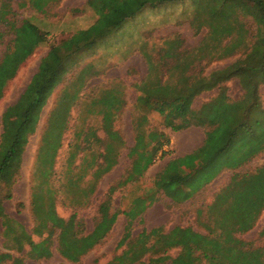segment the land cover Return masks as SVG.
Returning a JSON list of instances; mask_svg holds the SVG:
<instances>
[{"label":"trees","instance_id":"obj_1","mask_svg":"<svg viewBox=\"0 0 264 264\" xmlns=\"http://www.w3.org/2000/svg\"><path fill=\"white\" fill-rule=\"evenodd\" d=\"M12 0H0V46L5 44L0 57V101L5 97L8 85L17 75L16 60L28 50V45L43 44L46 42V33L32 20L19 18L16 10H13ZM32 7L43 11L51 3L60 0H28ZM175 0H88L87 6L94 10L97 20L87 29H82L71 38L64 39L61 44L53 45L50 54L41 59L37 72L32 76L29 84L16 102L6 107L2 114V131L0 132V215L4 220L5 234L9 235L10 217L5 214L3 201L13 197V187L21 179L22 165L26 146L31 135L37 132L44 107L56 88L64 82L68 73V60L74 53L91 47L96 42L110 37L124 23L135 17L147 6H157ZM26 3V0L22 1ZM196 2V1H195ZM196 2L198 9L194 11L196 30L200 26L209 27V38L221 41L224 35L235 38L241 34L245 39L243 44L236 42L226 43L222 49L225 54L234 53L238 48L246 52V57L237 60L226 68L219 69L209 75L191 72L195 70L198 62L202 61L200 47L184 49L180 44V38L167 39V49L164 50V66L169 73L182 70L184 73L176 80L171 81V75L167 80L158 77L153 81H144L139 90V108L146 112L155 111L164 120L166 127L174 131L184 130L192 125L201 126L206 131V140L202 147L183 158L172 159L154 178L152 193L161 191L170 197L175 203L195 199L196 193L205 184L222 171L235 170L229 181L218 191L207 206V221L203 226L208 233L201 235L190 228L176 227L167 234H162V241L168 248L179 239L186 236L187 243H183L180 252L172 257L160 255L151 257L148 264H264V246L255 247L240 237L256 225L264 211V164L252 172L236 171L254 159L264 151V109H261V118L252 121V110L260 107L258 103L259 82L254 81L257 74H261L264 81V0H209L205 4ZM241 4L246 6L254 14L258 24V32L252 35L246 25L235 29L230 22L233 15L232 7ZM199 25V26H197ZM250 33L257 37L254 49H245L246 36ZM83 36L77 42L76 38ZM9 37L6 41V38ZM225 37V38H226ZM253 37V38H255ZM29 43V44H28ZM214 43V42H213ZM211 44L214 49L218 45ZM163 51V50H162ZM220 56V55H219ZM15 57V61H14ZM170 58V61L166 59ZM149 75L153 76L156 68L155 62L148 59ZM191 72V73H189ZM84 72L80 71L78 80L82 88ZM238 76L245 89V96L240 100H231L222 92L211 101L204 103L200 109L193 107L194 99L203 91L221 87L222 83ZM149 78H151L149 76ZM78 93H66V102L57 106L49 117L48 126L42 137V145L39 151V160L45 162L48 167L43 172L47 178V188L38 185L32 191V210L36 220L34 233L43 236L41 243H36L30 233L22 230L19 249L23 250L22 241L31 246L30 255L33 257L50 256L49 253L40 252L39 248L48 249L49 243L57 230L60 232L62 245L65 243L73 218L66 220L60 216L56 209V191L51 184V176L54 170L56 156L62 145V136L67 124V116L77 99ZM115 93L103 98L108 104L107 109H101L95 114L102 115L106 133L112 139H117V130L108 129L115 111L120 109L113 104ZM254 98V99H253ZM256 99V100H255ZM99 102V101H97ZM96 103V102H95ZM87 140L89 138H86ZM99 140V139H98ZM100 141V140H99ZM170 138L164 131H160L156 137L146 132H140L136 138L133 152H140V160H145L146 167L153 163L154 155ZM152 146L151 149L149 147ZM91 147H83L86 151ZM89 153H85L84 158ZM93 162L90 168H94L91 186L85 189V203L94 192V185L103 175L112 170L118 163V157L110 145H107L102 158L92 155ZM69 172L74 168L75 153L69 157ZM136 171L138 165L134 164ZM86 175L83 173L77 179H70L71 184H76ZM135 173L131 172L121 185L136 181ZM45 190V191H44ZM116 187L109 190L108 199L100 206L101 221L96 230L83 237L74 235V242L69 250L62 247L64 255L76 259L88 246L96 244L106 235V231L115 219L110 213L111 199ZM3 192V194H1ZM145 196V197H144ZM138 198L127 216L130 220L142 215L155 199V194L146 191L145 195ZM195 196V197H194ZM145 198V204L138 207V201ZM149 202V203H148ZM198 213L202 215L204 210L200 208ZM21 227V225H20ZM160 234L159 229L151 231L152 234ZM191 232V233H190ZM264 234V229L262 231ZM150 233L145 230L138 236L125 235L120 244L128 241V248L115 256L108 264H134L142 261L148 254L145 239ZM198 239L205 241L202 246ZM167 244V245H166ZM10 249V247L8 246ZM7 260H11L10 262ZM0 264H27L21 257L11 253H0Z\"/></svg>","mask_w":264,"mask_h":264},{"label":"rangeland","instance_id":"obj_2","mask_svg":"<svg viewBox=\"0 0 264 264\" xmlns=\"http://www.w3.org/2000/svg\"><path fill=\"white\" fill-rule=\"evenodd\" d=\"M22 1L12 0L13 10H16L20 19L26 17L35 22L46 33L47 40L31 48L28 43V50L23 53L22 57L16 61L14 57L17 75L10 81L6 95L0 101V132L2 131L3 112L8 105L18 100L32 76L37 72L41 59L50 54L51 47L61 44L64 39L71 38L80 30L89 28L98 17L94 10L87 6L88 0H60L57 3H51L43 11L36 10L28 0L26 3ZM195 1H204L203 4H205L209 0H175L157 6H147L135 17L128 19L110 37L71 56L67 62L69 71L65 75L64 82L50 97L42 111L37 132L29 138L24 153L21 179L12 189L13 197L3 201L5 214L10 217V225H12L10 229L13 232L6 236V227L0 215V253L8 252L13 256L21 257L27 264H108L115 256L128 248V241L120 244L126 234L129 233L132 237H136L145 230L150 233L145 239L148 254L142 261L134 264H148L151 257L165 254L176 256L182 244L187 243L188 238L183 236L182 240L179 239L178 242L170 244L172 246L169 248L163 244L161 235L171 232L176 227L190 228L206 236L208 231L203 226V222L208 219L206 214L208 203L212 200L215 191L229 181L235 170H225L221 178L212 183L202 196L190 199L184 204H178L161 191L152 193L155 173L161 168L163 158L158 157L157 152L153 153L150 150L148 153L154 155V160L146 169L145 160H140L139 156L143 150L133 152L138 133L146 132L156 137L160 131L170 130V127L165 126L163 117L159 113L141 110L138 102L141 93L139 88L144 81L150 79L155 81L159 76L167 80L171 75L168 70L169 66H164L162 62L163 58H167L162 56L164 49H167V39L180 38V44L188 50L201 46L202 61L196 63L198 65L191 72L203 75L226 68L246 57L243 49L238 48L231 54H225L222 49L226 43L230 44L233 41L242 45L245 40L242 34L238 36L235 33L233 39L224 35L221 41H218L208 37L209 27L202 25L199 30H196L197 22L194 21V11L198 9V6ZM231 11L233 15L230 22L235 29L246 25L252 35L258 32L259 27L255 16L246 6L243 8L241 4H237L232 7ZM253 37L255 36L251 39L250 33H247L245 49L251 51L254 49L253 39L257 37ZM82 38L84 37L79 34L76 38L77 42ZM212 43L218 45L219 48L214 49ZM3 48L5 44L0 46V57ZM148 59L156 64L153 76L149 75ZM82 70L84 83L81 88L78 76ZM183 73L182 70L172 72L170 80L176 81ZM254 81L259 82L258 103L260 107L257 105L252 110V121L260 119L261 110L259 108L264 109V81L261 80L260 73L254 77ZM221 85V87L218 86L198 94L194 99L193 107L200 109L204 103L216 98L222 90L231 100L244 98L245 89L238 76ZM68 91L71 93L79 91V94L67 116L62 145L57 153L50 181L56 191L58 214L66 220L73 218V224L70 226L64 245L60 240L61 230H57L53 239L47 243L49 248L45 250L39 248L40 252L49 253L50 256L33 257L29 254L31 246L26 241H22L24 249L20 250L18 240L21 238L23 229L31 234L36 243L44 242L43 240L47 238V233L39 236L33 232L36 220L32 210V189L35 185L47 188V178L43 172L46 171L48 165L39 160L42 137L48 126L50 115L57 106L66 102ZM114 93L116 98L113 104L119 106L120 109L113 113L108 129L117 130L118 133L120 129H124L127 142L120 133L117 139L109 137L104 128L102 115L95 114L98 110L107 109L108 104L103 98L108 95L112 96ZM89 143L91 147L85 151L83 147ZM107 145H110L113 152L119 155L118 163L96 181L94 192L90 194L89 202L86 204L85 189L92 187V173L96 168H90L94 158L92 155L98 157L100 161ZM151 148L152 146L149 147ZM72 153H75V163L73 170L69 172L68 161ZM85 153H89L86 159L84 158ZM134 164L138 165L139 171L135 170ZM262 164H264V151L236 171L252 172ZM85 172L86 175L82 180H78L76 184L70 183V179H77ZM131 172L135 173L136 181L121 185L123 179ZM112 186H115L116 190L111 199L110 213L112 216L110 217L115 216V219L107 229L106 235L96 244L88 246L76 259L64 255L62 247L64 251L69 250L74 242V235L83 237L96 230V226L101 221L100 206L108 199ZM146 191L155 194L156 200L142 215L130 220L127 216L128 212L136 200L146 194ZM145 202V198H141L137 206L141 207ZM200 208L205 212L202 215L198 213ZM156 228L160 230V234L151 233ZM263 229L264 211L254 228L241 234L240 237L255 247H262L264 246ZM198 241L202 246L205 244V241L201 239Z\"/></svg>","mask_w":264,"mask_h":264},{"label":"crops","instance_id":"obj_3","mask_svg":"<svg viewBox=\"0 0 264 264\" xmlns=\"http://www.w3.org/2000/svg\"><path fill=\"white\" fill-rule=\"evenodd\" d=\"M166 134H168L170 141L169 143H165L160 150L157 151L158 157H162V168H164L172 159L176 158H183L187 155L195 152L197 149L202 147L206 140V131L201 126L192 125L184 130L181 131H174L170 128V130H165ZM119 133L122 135L123 139L127 142L128 139L125 136V130L120 129ZM129 143V142H128ZM135 146V145H134ZM159 165V164H157ZM146 169L148 167H145ZM159 169V170H160ZM157 170L156 174L159 172ZM224 173L222 171L220 174H217L211 182L208 184H205L201 187L200 190L196 193L195 196H202L208 189V187L219 180L221 178V175ZM16 185V184H15ZM14 185V187H15ZM194 196V197H195ZM170 198V197H169ZM190 200V199H189ZM187 200V201H189ZM187 201L180 202L182 204L186 203ZM178 203V204H180Z\"/></svg>","mask_w":264,"mask_h":264}]
</instances>
